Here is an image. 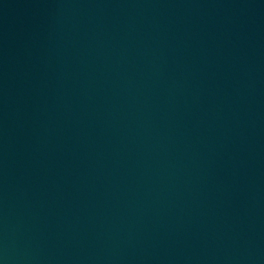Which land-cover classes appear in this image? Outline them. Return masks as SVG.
I'll use <instances>...</instances> for the list:
<instances>
[{"label": "water", "instance_id": "water-1", "mask_svg": "<svg viewBox=\"0 0 264 264\" xmlns=\"http://www.w3.org/2000/svg\"><path fill=\"white\" fill-rule=\"evenodd\" d=\"M0 264H264V0H0Z\"/></svg>", "mask_w": 264, "mask_h": 264}]
</instances>
